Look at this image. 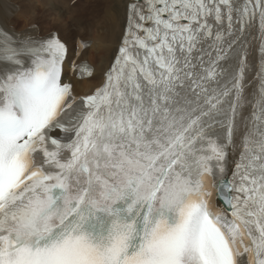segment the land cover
<instances>
[{"label": "snow or ice", "instance_id": "obj_1", "mask_svg": "<svg viewBox=\"0 0 264 264\" xmlns=\"http://www.w3.org/2000/svg\"><path fill=\"white\" fill-rule=\"evenodd\" d=\"M89 47L0 22V264H264V0H127Z\"/></svg>", "mask_w": 264, "mask_h": 264}, {"label": "bare ground", "instance_id": "obj_2", "mask_svg": "<svg viewBox=\"0 0 264 264\" xmlns=\"http://www.w3.org/2000/svg\"><path fill=\"white\" fill-rule=\"evenodd\" d=\"M18 1L22 5L20 14L12 0H0L1 4L12 7V12L5 17L7 25L17 29L14 27L19 24L18 21H24L19 30L35 26L41 35L56 28L69 49H75L78 41L90 43V47L83 49L74 59L78 64L84 63L92 67L94 77L98 80L100 73L108 68L122 37L127 0H75L71 6V0H43L42 8L30 0ZM38 1L40 3V0ZM59 6L63 7L62 11L58 9ZM12 13H16V16ZM26 16H29L27 20ZM68 19L75 21L76 26H69ZM36 20L40 22L39 28ZM73 36L78 37L75 44ZM97 80L90 78L74 81L76 91L80 94L90 92Z\"/></svg>", "mask_w": 264, "mask_h": 264}, {"label": "rangeland", "instance_id": "obj_3", "mask_svg": "<svg viewBox=\"0 0 264 264\" xmlns=\"http://www.w3.org/2000/svg\"><path fill=\"white\" fill-rule=\"evenodd\" d=\"M30 1H32V2H34L35 4H37L38 6H40L41 8H42V3H43V0H40V3H39V1L37 2V0H30ZM83 1V0H82ZM12 4L13 5H15L16 7H18V12H16V13H18V14H20V11L22 10V5H21V2H19L18 0H12ZM75 3V0H71L70 2H69V5L71 6L72 4H74ZM82 3V2H81ZM18 5V6H17ZM53 8H55L54 6H52ZM56 9V8H55ZM58 9L59 10H63V7H61V6H59L58 7ZM16 13H14L13 15L14 16H16ZM18 16V15H17ZM29 18V16H26L25 17V19L27 20ZM15 20L17 21V19L15 18ZM36 21H38V20H36ZM18 23L19 24H16L15 25V27L14 28H17V29H20L22 26V24L24 23V21H18ZM67 23H68V25L69 26H71V27H75L76 26V22L75 21H72L71 19H68L67 20ZM35 25V24H34ZM36 25H38L37 27L39 28V26H40V22L38 21V24H36ZM28 29H30V26L29 27H27L25 30H28ZM40 30V29H39ZM78 38V37H77ZM76 37L74 38V36H73V39H74V44H75V41H76V39H77ZM62 39V38H61ZM63 40V39H62ZM65 41V40H64Z\"/></svg>", "mask_w": 264, "mask_h": 264}]
</instances>
